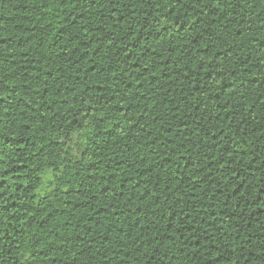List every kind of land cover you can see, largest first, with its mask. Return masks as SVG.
<instances>
[{
    "label": "trees",
    "instance_id": "obj_1",
    "mask_svg": "<svg viewBox=\"0 0 264 264\" xmlns=\"http://www.w3.org/2000/svg\"><path fill=\"white\" fill-rule=\"evenodd\" d=\"M0 264H264V0H0Z\"/></svg>",
    "mask_w": 264,
    "mask_h": 264
}]
</instances>
